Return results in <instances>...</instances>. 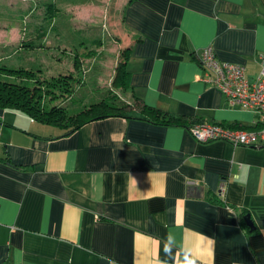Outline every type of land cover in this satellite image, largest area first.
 Returning a JSON list of instances; mask_svg holds the SVG:
<instances>
[{"label": "crops", "instance_id": "crops-1", "mask_svg": "<svg viewBox=\"0 0 264 264\" xmlns=\"http://www.w3.org/2000/svg\"><path fill=\"white\" fill-rule=\"evenodd\" d=\"M121 19L141 102L234 129L262 120L201 79L199 51L254 79L264 0H128ZM35 29L0 44L41 41ZM190 126L109 116L64 134L0 108V264H175L170 232L173 257L191 245L197 264H264V145L200 142Z\"/></svg>", "mask_w": 264, "mask_h": 264}, {"label": "rangeland", "instance_id": "rangeland-1", "mask_svg": "<svg viewBox=\"0 0 264 264\" xmlns=\"http://www.w3.org/2000/svg\"><path fill=\"white\" fill-rule=\"evenodd\" d=\"M127 1L0 0V32L8 35L7 40L15 29L29 35L36 28L35 33L43 36L23 46L0 44V66L33 70L40 80L71 72L77 78L72 96L58 95L51 102L64 105L70 113L109 92L139 108L130 90L112 85L121 50L131 38L121 19ZM29 8L30 15L23 18ZM39 43L40 48H35ZM0 77L7 76L0 73Z\"/></svg>", "mask_w": 264, "mask_h": 264}, {"label": "trees", "instance_id": "trees-1", "mask_svg": "<svg viewBox=\"0 0 264 264\" xmlns=\"http://www.w3.org/2000/svg\"><path fill=\"white\" fill-rule=\"evenodd\" d=\"M130 51V44L121 50L122 59L116 65L112 80V85L116 88H129V72L126 69V63ZM76 58L77 53H75L73 65H76ZM37 71L41 72V69ZM0 73L7 76L6 78L0 77L1 109L21 111L35 120L62 128L64 134L75 131L89 121L109 116L140 118L165 125H193L203 122L190 121L184 115L169 114L146 105L131 90V96L138 103L137 111L134 105L122 99L116 92H109L98 101L84 104L78 110L70 113L64 105L52 104L51 102L58 98V95L72 96L77 78L71 72L40 80L39 78L35 79L33 70L2 65L0 66ZM11 77L17 79H10Z\"/></svg>", "mask_w": 264, "mask_h": 264}, {"label": "built area", "instance_id": "built-area-1", "mask_svg": "<svg viewBox=\"0 0 264 264\" xmlns=\"http://www.w3.org/2000/svg\"><path fill=\"white\" fill-rule=\"evenodd\" d=\"M199 60L204 67L201 79L220 90L230 106H240L262 116L254 127L234 129L217 123L200 122L190 126L192 136L200 142L225 140L233 146L264 145V57L260 56L256 77L249 80L245 67L217 58L211 44L199 51Z\"/></svg>", "mask_w": 264, "mask_h": 264}, {"label": "clouds", "instance_id": "clouds-1", "mask_svg": "<svg viewBox=\"0 0 264 264\" xmlns=\"http://www.w3.org/2000/svg\"><path fill=\"white\" fill-rule=\"evenodd\" d=\"M177 246L176 238L171 232L167 234L164 245L165 256L175 260V264H197L199 257L195 255L191 245L182 247L176 257H173L172 250ZM182 257V258H181ZM158 264H167V260L159 261Z\"/></svg>", "mask_w": 264, "mask_h": 264}, {"label": "water", "instance_id": "water-1", "mask_svg": "<svg viewBox=\"0 0 264 264\" xmlns=\"http://www.w3.org/2000/svg\"><path fill=\"white\" fill-rule=\"evenodd\" d=\"M244 219H245V221H246V223L248 224V225H252L251 224V221L249 220V216L246 214L245 216H244Z\"/></svg>", "mask_w": 264, "mask_h": 264}]
</instances>
